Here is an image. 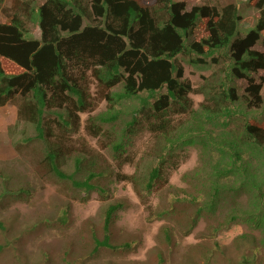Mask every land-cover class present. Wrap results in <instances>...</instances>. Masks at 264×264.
Segmentation results:
<instances>
[{
  "label": "trees",
  "instance_id": "obj_1",
  "mask_svg": "<svg viewBox=\"0 0 264 264\" xmlns=\"http://www.w3.org/2000/svg\"><path fill=\"white\" fill-rule=\"evenodd\" d=\"M38 1L12 0L0 22V106L15 103L17 118L35 133L15 142L17 154L37 156L50 180L84 194L83 201L92 192L110 199L111 178L131 184L147 222L161 223L157 238L169 251L204 222L198 243L176 264H264V118L249 116L262 104L252 75L264 70V53L254 49L264 44V0H247L259 15L245 33L233 3L187 11L174 0ZM200 21L207 36L196 41ZM179 58L196 68L217 66L196 89L203 95L196 108ZM239 81L247 82L243 94ZM85 112L84 131L100 138L98 152L71 144ZM142 130L151 139L144 158L154 165L142 175L138 161L130 175L115 172L112 164L132 165L126 153ZM188 148L197 150L198 164L181 175L183 187L173 186L165 164ZM0 179L2 195L23 194L7 186L3 172ZM124 207L120 200L106 207L102 236L92 233L86 255L137 244L112 243L110 229ZM236 224L259 237L244 233L223 244L219 234ZM167 263L159 251L156 264Z\"/></svg>",
  "mask_w": 264,
  "mask_h": 264
},
{
  "label": "rangeland",
  "instance_id": "obj_2",
  "mask_svg": "<svg viewBox=\"0 0 264 264\" xmlns=\"http://www.w3.org/2000/svg\"><path fill=\"white\" fill-rule=\"evenodd\" d=\"M12 0H0V22L5 21L2 8H8ZM184 2L186 9L190 10L196 5L209 4L223 6L233 3L243 16L240 32L245 33L252 26L253 19L259 12L248 5L247 0H175ZM43 0H39L41 4ZM205 22V21H204ZM204 22L200 21L193 30V37L199 41L207 36ZM32 33L37 34L35 25H30ZM241 34V33H240ZM242 35V34H241ZM255 50L264 53L262 39L255 45ZM183 66V81L192 87L189 98L196 108L203 101V95L196 89L208 82L209 77L216 71L217 66L210 64L202 68L190 66L179 58ZM13 72L16 71L12 69ZM254 83L260 85L261 107L250 108V115L264 118V70L252 75ZM92 84V83H91ZM239 94H243L247 87L246 81L237 82ZM95 85H90V93L94 94ZM15 103L0 106V172L7 177V186L23 189V194H3V180L0 179V264H156L157 253L165 257L167 264H176L180 261L179 255L190 250L191 245L198 243L199 233L203 230L204 222H199L197 228L188 236L179 241L178 251H169L161 245L157 238L160 222L148 223L145 206L140 202L131 184L117 182L111 178V198L103 201L99 194L92 192L87 200H81L84 194L68 192L60 182H53L47 177L46 170L41 166L37 156L30 153L17 154L14 150L15 142L23 136H34V127L17 118ZM105 108L102 103L96 112ZM249 109V108H247ZM260 113V114H259ZM90 114H80V128L72 136L71 144L76 152L86 147L91 152H98L100 138L87 136L84 125ZM238 124H241V122ZM25 132V135H22ZM85 139V140H84ZM151 144L150 135L145 130L134 137L132 145L128 148L126 156L132 160V165H124L119 170L112 164L115 172L130 175L134 172V164L140 163V172L146 174L154 165L152 158H144L147 148ZM83 145V146H81ZM197 150L188 148L185 152L174 153L173 160L165 165L169 168L167 173L171 185L183 187L181 175L191 170L198 163ZM64 189V190H63ZM69 190V189H68ZM29 193V194H27ZM80 197V198H79ZM120 200L125 207L118 211L110 232L112 243L121 244L125 241L137 239V244L131 249L117 253L101 251L95 257L86 255L89 238L92 233L102 236V223L106 207ZM154 208L157 200L154 196L148 199ZM60 219V220H58ZM251 234L259 237L257 232L247 229L244 225L236 224L219 234L223 244L229 245L240 234ZM208 244V243H205ZM260 259H264L260 257Z\"/></svg>",
  "mask_w": 264,
  "mask_h": 264
},
{
  "label": "clouds",
  "instance_id": "obj_3",
  "mask_svg": "<svg viewBox=\"0 0 264 264\" xmlns=\"http://www.w3.org/2000/svg\"><path fill=\"white\" fill-rule=\"evenodd\" d=\"M175 1V0H174ZM176 2H179V1H176ZM184 3V2H183ZM187 10V9H186ZM187 11H189V10H187Z\"/></svg>",
  "mask_w": 264,
  "mask_h": 264
}]
</instances>
